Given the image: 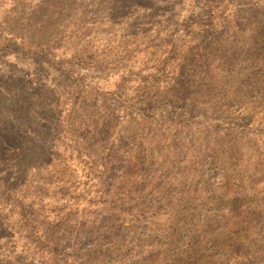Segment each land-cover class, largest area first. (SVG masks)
<instances>
[{
    "label": "rangeland",
    "instance_id": "rangeland-1",
    "mask_svg": "<svg viewBox=\"0 0 264 264\" xmlns=\"http://www.w3.org/2000/svg\"><path fill=\"white\" fill-rule=\"evenodd\" d=\"M0 264H264V0H0Z\"/></svg>",
    "mask_w": 264,
    "mask_h": 264
}]
</instances>
